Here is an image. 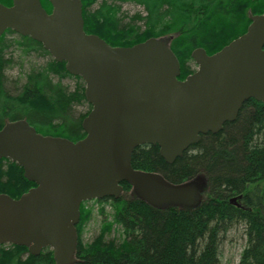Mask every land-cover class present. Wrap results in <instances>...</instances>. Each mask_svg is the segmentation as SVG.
Masks as SVG:
<instances>
[{"label": "water", "instance_id": "95a60500", "mask_svg": "<svg viewBox=\"0 0 264 264\" xmlns=\"http://www.w3.org/2000/svg\"><path fill=\"white\" fill-rule=\"evenodd\" d=\"M49 1L50 12L41 0L0 2V37L12 29L41 42L82 78L92 107L82 121L86 135L76 141L43 134L25 118L0 129V158L18 163L35 183L19 198L0 193V244L26 246L33 254L50 247L55 264H72L82 203L121 197L123 182L155 207L201 202L206 177L175 183L134 168L132 153L142 144L159 145L173 162L202 134L235 120L246 100L264 103V9L219 51L196 48L197 69L181 79L168 37L114 46L86 32L81 0Z\"/></svg>", "mask_w": 264, "mask_h": 264}, {"label": "trees", "instance_id": "16d2710c", "mask_svg": "<svg viewBox=\"0 0 264 264\" xmlns=\"http://www.w3.org/2000/svg\"><path fill=\"white\" fill-rule=\"evenodd\" d=\"M41 1L50 11V1ZM81 1L86 32L111 45L132 46L150 37H168L181 65V79L196 70L192 58L196 48L208 54L219 51L246 32L251 14L264 9V0ZM15 55L21 66L24 62L30 65L16 93L6 84V70L15 63ZM31 55L45 60L33 64ZM67 77L76 79L74 89L63 82ZM84 90L82 78L71 74L65 62L55 60L41 42L12 29L0 37V129L7 121L25 118L43 134L75 141L83 138L82 121L92 107ZM84 103L88 110L77 114L76 107ZM132 165L159 172L175 183L204 175V197L192 207L159 208L135 194L126 197L132 186L123 182L121 197L83 202L77 224V261L72 264H221L223 234L236 223L245 224L247 238L238 264H264L262 101L246 100L235 120L227 121L217 133L202 134L173 162L160 154L159 145L142 144L132 153ZM33 186L22 166L0 158V193L19 198ZM93 200L110 204L112 219L105 218L95 239L84 243L83 228L92 214L88 202ZM100 212L107 215L104 207ZM115 225L118 240H107ZM0 264H55V259L50 247L33 254L26 246L0 244Z\"/></svg>", "mask_w": 264, "mask_h": 264}, {"label": "rangeland", "instance_id": "374dc122", "mask_svg": "<svg viewBox=\"0 0 264 264\" xmlns=\"http://www.w3.org/2000/svg\"><path fill=\"white\" fill-rule=\"evenodd\" d=\"M1 2V1H0ZM7 5V4H6ZM129 11H133V7L125 6ZM165 38V37H164ZM17 53V52H16ZM15 63L11 68L6 70L7 73V87L14 93L18 92L21 85L25 82V72L29 70L30 65L26 62L21 66V63L17 62V55H15ZM30 60L33 64H39L44 61V57H38L31 55L29 56ZM29 65V66H28ZM195 69H197V64L193 65ZM23 72V73H22ZM63 82L67 84L70 89H74L76 86V79L72 77L64 78ZM88 110V105L86 103L80 104L76 107V113L82 114ZM202 178L203 182H205L206 178L204 175H198ZM206 184L204 186L202 195H204L206 190ZM135 194L133 189L130 190L126 197ZM88 206L92 208L91 218L86 222L83 232H82V241L84 243H91L95 237L99 234L101 230V225L103 220L107 218L111 220L112 208L108 203H98L96 201L88 202ZM100 207H104L107 215H103L100 212ZM115 239L118 240L119 234L116 231V225L114 229L106 236V239ZM247 243V238L245 236V224L244 223H236L231 228L223 234L222 242H221V264H238L241 253Z\"/></svg>", "mask_w": 264, "mask_h": 264}, {"label": "flooded vegetation", "instance_id": "af4514ba", "mask_svg": "<svg viewBox=\"0 0 264 264\" xmlns=\"http://www.w3.org/2000/svg\"><path fill=\"white\" fill-rule=\"evenodd\" d=\"M12 3H13V0H12ZM12 3H11V4H7V5H12ZM45 8H46V7H45ZM46 9H47V8H46ZM51 9H52V8H51ZM47 10H48V9H47ZM48 11H49V10H48ZM50 11H51V10H50ZM50 11H49V12H50Z\"/></svg>", "mask_w": 264, "mask_h": 264}]
</instances>
